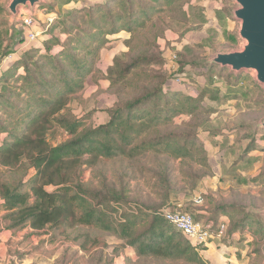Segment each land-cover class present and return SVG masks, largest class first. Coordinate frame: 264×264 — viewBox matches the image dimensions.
<instances>
[{
	"label": "rangeland",
	"instance_id": "rangeland-1",
	"mask_svg": "<svg viewBox=\"0 0 264 264\" xmlns=\"http://www.w3.org/2000/svg\"><path fill=\"white\" fill-rule=\"evenodd\" d=\"M9 2L0 0V44L9 45L13 53L0 74L9 72L19 53L39 47L47 37H54L67 48L71 37L62 30L83 18L73 10L92 8L105 0H41L34 10L22 8L17 19L7 11ZM235 7L234 0H187L172 11L154 15L132 37L127 32L103 37L106 41L97 45L94 74L86 79L84 89L70 98L63 114L69 119L90 114L87 125H103L109 109L142 97L161 82L177 94L201 97L196 113L175 115L170 125L149 129L143 137L153 139L169 133L191 138L199 152L182 161L153 152L132 160H100L83 165L73 180L101 194L119 195L124 204L112 219L119 220L126 211L162 214L175 208L201 223L227 220L226 237L210 240L201 255L209 264H264V236L255 233L256 229L264 232V216L260 214L264 210V130L258 127L264 120V88L251 72L234 74L208 63L218 52L241 48L238 40L231 44L222 37L216 20L226 8L230 15L227 29L236 34L237 23L231 14ZM25 17L33 19L31 33L39 34L34 41L28 40L29 31L23 28ZM18 39L22 44L12 46ZM60 50L55 44L51 52ZM133 63L138 68L131 69ZM232 74L243 75L241 82L228 77ZM120 76L123 80L117 81ZM8 81L7 85L13 80ZM2 86L0 91L6 95L10 90ZM66 138L60 129L47 134L53 146ZM20 170L14 173L0 167V179L17 184L33 173L25 163ZM159 185L160 190H156ZM222 206L240 213L235 212L230 221L227 214L216 212ZM6 215L0 208V264H184L137 259L124 242L94 228L78 227L64 235L49 230L41 236L28 227L8 229L11 223ZM245 217L253 220L236 227ZM234 228L238 229L230 232ZM83 236H99L106 247L89 256L79 250Z\"/></svg>",
	"mask_w": 264,
	"mask_h": 264
},
{
	"label": "trees",
	"instance_id": "trees-1",
	"mask_svg": "<svg viewBox=\"0 0 264 264\" xmlns=\"http://www.w3.org/2000/svg\"><path fill=\"white\" fill-rule=\"evenodd\" d=\"M185 1L105 0L92 8L73 10L83 18L62 30L71 37L67 48L54 37H47L39 47L26 48L19 53L9 66V72L0 74L1 89L10 90L6 95L0 91V136H3L0 167L18 173L25 163L33 172L22 183L11 184L0 179V208L7 212L6 219L11 223L8 229L28 227L41 236L49 230L64 235L78 227L94 228L124 242L137 259L209 264L201 255L205 247L192 245L166 224L160 212L126 211L119 220L112 219L120 210L118 207L124 204L123 199L117 194L95 192L73 180L83 165L100 160H132L144 152H153L182 161L193 152H199L191 138L169 133L153 139L143 137L149 129L170 125L175 115L196 113L202 98L177 94L165 89V82H161L142 97L109 109L108 121L103 125H87L90 114L75 119L63 114L70 98L81 92L86 79L94 74L98 46L106 41L103 37L120 32L132 37L145 28L154 15L172 11ZM220 11L216 20L220 23L222 37L233 44L236 37L227 29L230 15L226 8ZM22 42L18 39L12 46ZM55 44L61 50L52 53ZM12 53L9 45L1 47L0 44V67ZM132 68H138L137 64ZM242 76L228 75L236 83L241 82ZM8 79L13 81L7 85ZM55 129L62 130L67 138L53 146L48 143L47 134ZM200 162L210 168L204 159ZM155 188L160 190V185ZM170 210L186 213L175 208ZM216 210L222 216L227 214L230 221L238 211L224 206ZM249 220L253 219L242 218L235 226L244 227ZM220 221L216 218L207 223L217 226ZM227 233L228 228L225 237ZM255 233L264 236L258 229ZM80 239L79 250L89 256L106 247L99 236Z\"/></svg>",
	"mask_w": 264,
	"mask_h": 264
},
{
	"label": "water",
	"instance_id": "water-1",
	"mask_svg": "<svg viewBox=\"0 0 264 264\" xmlns=\"http://www.w3.org/2000/svg\"><path fill=\"white\" fill-rule=\"evenodd\" d=\"M41 0H10L7 11L17 19L20 10H34ZM232 19L237 23L235 37L241 48L218 52L209 60L211 66L228 69L231 73L251 72L255 82L264 88V0H234ZM264 130V120L258 125ZM264 216V210L260 212Z\"/></svg>",
	"mask_w": 264,
	"mask_h": 264
},
{
	"label": "built area",
	"instance_id": "built-area-1",
	"mask_svg": "<svg viewBox=\"0 0 264 264\" xmlns=\"http://www.w3.org/2000/svg\"><path fill=\"white\" fill-rule=\"evenodd\" d=\"M24 30L29 31L28 40H36L39 34L31 33L33 28V19L25 17L22 20ZM162 216L166 224L179 231L192 245L197 247H205L210 240L222 239L228 228V222L221 220L217 226L211 223H201L187 214L180 211L166 210L162 212Z\"/></svg>",
	"mask_w": 264,
	"mask_h": 264
},
{
	"label": "crops",
	"instance_id": "crops-1",
	"mask_svg": "<svg viewBox=\"0 0 264 264\" xmlns=\"http://www.w3.org/2000/svg\"><path fill=\"white\" fill-rule=\"evenodd\" d=\"M230 22V21H229ZM229 22H228V25H229ZM5 65H7V59L6 60H4V62H3V64H2V66L0 67V69H2ZM4 71V70H3Z\"/></svg>",
	"mask_w": 264,
	"mask_h": 264
}]
</instances>
